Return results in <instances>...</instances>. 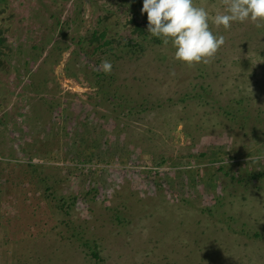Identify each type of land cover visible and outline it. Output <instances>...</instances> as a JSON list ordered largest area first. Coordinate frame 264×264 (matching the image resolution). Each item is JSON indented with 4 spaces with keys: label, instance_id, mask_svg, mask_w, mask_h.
I'll list each match as a JSON object with an SVG mask.
<instances>
[{
    "label": "rangeland",
    "instance_id": "rangeland-1",
    "mask_svg": "<svg viewBox=\"0 0 264 264\" xmlns=\"http://www.w3.org/2000/svg\"><path fill=\"white\" fill-rule=\"evenodd\" d=\"M141 7L0 0V264H264V20L189 66Z\"/></svg>",
    "mask_w": 264,
    "mask_h": 264
},
{
    "label": "clouds",
    "instance_id": "clouds-1",
    "mask_svg": "<svg viewBox=\"0 0 264 264\" xmlns=\"http://www.w3.org/2000/svg\"><path fill=\"white\" fill-rule=\"evenodd\" d=\"M140 11L146 13L147 33L171 44L174 58L191 66L207 63L224 42L222 35L211 31L210 19L224 29L233 22L264 20V0H225L223 10L214 15L194 0H142ZM100 70L110 72L111 63L102 61Z\"/></svg>",
    "mask_w": 264,
    "mask_h": 264
},
{
    "label": "trees",
    "instance_id": "trees-1",
    "mask_svg": "<svg viewBox=\"0 0 264 264\" xmlns=\"http://www.w3.org/2000/svg\"><path fill=\"white\" fill-rule=\"evenodd\" d=\"M136 28L138 29V32H139L138 34H144V32H145V26L144 27H140L139 25H137ZM93 39L99 40L100 38H93ZM101 39H102V37H101ZM101 39L99 41H97V42H100ZM155 42H157V40ZM131 47H135V46H131Z\"/></svg>",
    "mask_w": 264,
    "mask_h": 264
}]
</instances>
